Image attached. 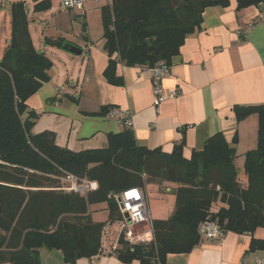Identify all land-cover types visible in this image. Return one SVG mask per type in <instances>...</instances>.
Returning <instances> with one entry per match:
<instances>
[{"label": "trees", "instance_id": "16d2710c", "mask_svg": "<svg viewBox=\"0 0 264 264\" xmlns=\"http://www.w3.org/2000/svg\"><path fill=\"white\" fill-rule=\"evenodd\" d=\"M51 1L33 0L34 12L49 11ZM230 2L113 0L112 9L102 7L109 57L104 77L119 86L118 64L143 69L159 62L172 65L186 39L201 30L206 8H226ZM236 2L238 10L264 4ZM11 15V40L0 61V264H41L42 249L60 250L69 264L99 256L104 228L122 219L119 194L152 182L178 185L175 210L168 220L155 221L152 244L132 246L121 240L116 254L125 264H165L170 254H190L201 242L198 230L207 220L239 235L264 228V105L234 108L238 120L259 116L258 147L244 163L246 186L235 167L236 147L222 133L190 158L184 156L185 142L175 145L173 153L150 150L136 142L132 129L109 135L104 149L60 148L54 133H31L38 114L28 107L51 80L53 62L31 42L23 1L12 3ZM50 43L71 47L63 38ZM66 173L95 181L99 188L86 197L66 192L60 180ZM101 204H106L108 221L95 222L92 208ZM250 249L264 252V240L253 239Z\"/></svg>", "mask_w": 264, "mask_h": 264}, {"label": "crops", "instance_id": "0c3cea01", "mask_svg": "<svg viewBox=\"0 0 264 264\" xmlns=\"http://www.w3.org/2000/svg\"><path fill=\"white\" fill-rule=\"evenodd\" d=\"M23 3L31 42L53 62L51 80L28 101L29 109L38 114L32 134L52 132L56 145L73 152L104 149L108 147L109 135L125 129L118 120L108 117L113 109H121L133 117L136 142L150 150L173 153L175 145L185 142L184 156L190 158L193 151L199 152L211 137L222 133L236 147L235 167L242 177L241 184H247L244 163L246 154L258 147L259 116L252 114L238 120L234 108L264 105V21L249 29L264 15V4L238 10L236 0H231L226 8H206L201 30L186 39L180 54L171 61L169 77L163 81L168 93L178 95L157 108L151 75L143 68L118 64L117 75L123 82L119 86L104 77L109 57L104 48L102 7L96 4L91 7V11L96 8L101 11L100 32L95 31L94 39L92 22L85 21L89 4L83 17L78 10L62 9V2L56 9L52 2L49 11L39 13L34 12V3L31 6ZM10 6L7 4L0 10L4 26L11 24ZM57 12L61 16L55 19L53 14ZM73 16L83 23V43L78 39L77 44V40L66 35L72 32ZM8 30L11 32V26ZM6 38L9 44L11 35ZM59 38L71 47L66 50L50 43ZM72 47L81 49V54L71 53ZM177 188V184L168 182H152L143 188L149 205L152 195L161 201L154 208L149 206L154 221L172 217ZM97 207L106 217L96 218L100 211H94L93 207V220L108 221L106 204ZM220 207L217 204L213 210L217 212ZM253 239L264 240V228L246 235L225 232L222 241L201 237L190 254H170L165 264H240L244 258L250 263L264 261L263 251H251ZM39 258L41 264H69L64 262L60 250L42 249ZM118 259L117 254L101 253L80 259L76 264H125Z\"/></svg>", "mask_w": 264, "mask_h": 264}, {"label": "built area", "instance_id": "2783aa9c", "mask_svg": "<svg viewBox=\"0 0 264 264\" xmlns=\"http://www.w3.org/2000/svg\"><path fill=\"white\" fill-rule=\"evenodd\" d=\"M93 1L100 3L102 0ZM61 2L62 9L78 10L83 17L86 15L85 0H62ZM112 4L113 0H106V7L112 9ZM261 21H264V15L260 16L254 24H251L249 29H252L255 24ZM171 67L170 63L159 62L153 68H144V72L150 74L152 78L154 105L157 108L165 103V101L171 100L178 95L177 92L168 93L163 86V81L170 75ZM108 117L118 120L125 129H133V117L129 111L113 109ZM60 180L64 191L84 197L99 188L98 183H95V181H82L71 173L64 174L60 177ZM144 193L140 188H130L119 194L117 202L122 213V219L118 221V228L113 229L114 231L109 230L110 224L104 228L102 234V254L115 255L122 239L132 246L150 245L155 242V221L149 207L148 197ZM119 198L121 201H119ZM121 204L123 208H121ZM126 215L128 217H125ZM198 231L200 236L205 239L222 241L225 238V231L216 223L209 220L205 221ZM240 264H264V261L258 259L256 262L250 263L247 258H244Z\"/></svg>", "mask_w": 264, "mask_h": 264}, {"label": "rangeland", "instance_id": "374dc122", "mask_svg": "<svg viewBox=\"0 0 264 264\" xmlns=\"http://www.w3.org/2000/svg\"><path fill=\"white\" fill-rule=\"evenodd\" d=\"M17 1H26V2H28V3H30V6L33 4L32 2H33V0H0V10H3L6 6H7V4H12V3H14V2H17ZM61 0H52V2L54 3V8L56 9V8H58L59 6H60V2ZM3 2V3H2ZM3 4V6H2V8H1V5ZM89 4V7H90V11H89V7H88V13H87V16H86V20H85V18H83L85 21H88V22H92V29H93V38L95 39V36H96V33H95V31H98V32H100V28L98 27V24H100L99 22L101 21V11H100V8H96V9H94V10H92L91 11V7L93 6V5H99L100 7H104V6H106V0H102L100 3H95L93 0H85V3H84V5H85V7H86V9H87V5ZM93 4V5H92ZM10 7H12V6H10ZM60 12H57L56 14L54 13L53 15H54V18L55 19H57V18H59L61 15L59 14ZM62 13V12H61ZM64 13V12H63ZM51 15V17L53 16L52 14H50ZM2 17H1V19H0V61L2 60V58H3V56L2 55H4V50L6 49V47H2L4 44L5 45H7L8 43V41H6V36H10L11 35V32L8 30L9 28H10V26H11V24H10V22L8 23V26L6 25V26H4L3 25V23H2ZM83 25V23L82 22H80L79 20H78V18L77 17H74L73 16V21H71V28H72V32H69V33H67L66 31V35L67 36H71L72 38H74L75 40H77V44H78V42H79V40L78 39H80L81 40V42H79V43H83L84 42V40H82L83 38V34H82V26ZM54 25H50V28L52 29V30H54ZM8 28V29H7ZM8 30V32H7V30ZM62 34H64V33H62ZM35 37H36V35H35ZM8 46V45H7ZM238 170V172H239V169H237ZM239 178H240V181H241V179H242V177L241 176H239ZM242 182V181H241ZM245 185V184H244ZM247 185V184H246ZM245 185V186H246ZM150 191V190H149ZM153 192H151V193H149V194H152ZM150 202H151V206L150 207H155L156 205L158 206L160 203H161V201H158V200H155V197L152 195V196H150ZM99 207H95L94 209H95V211H100V209H98ZM101 210H103V209H101ZM101 212L102 211H100V212H98L97 213V216H96V218H102V217H106V215L104 214V215H101ZM108 212V211H107ZM108 226V225H107ZM118 228V221H115L113 224H111V222H110V225H109V230L110 231H112L113 229H117ZM114 231V230H113Z\"/></svg>", "mask_w": 264, "mask_h": 264}, {"label": "water", "instance_id": "95a60500", "mask_svg": "<svg viewBox=\"0 0 264 264\" xmlns=\"http://www.w3.org/2000/svg\"><path fill=\"white\" fill-rule=\"evenodd\" d=\"M71 53L73 54H81V49H79L78 47H72L71 49ZM119 201H121V199L119 198ZM121 208H123L122 204H121ZM125 217H128V215H126Z\"/></svg>", "mask_w": 264, "mask_h": 264}]
</instances>
